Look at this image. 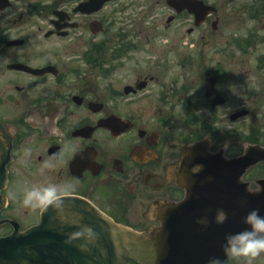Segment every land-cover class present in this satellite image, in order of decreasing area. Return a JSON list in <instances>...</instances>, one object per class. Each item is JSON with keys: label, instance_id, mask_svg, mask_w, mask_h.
<instances>
[{"label": "flooded vegetation", "instance_id": "flooded-vegetation-1", "mask_svg": "<svg viewBox=\"0 0 264 264\" xmlns=\"http://www.w3.org/2000/svg\"><path fill=\"white\" fill-rule=\"evenodd\" d=\"M119 1L85 11L92 7L85 4L89 0H0V161L8 158L2 219H15L20 226L38 222L40 209L11 213L9 193L51 179L75 185L69 201H87L115 222L146 234L159 225L156 206L186 198L176 180L193 174L197 165L183 162L182 148L204 141L212 152L215 140L217 146L223 142H217L214 128L203 136L200 126L216 118L230 99L221 61L200 76L199 104L185 108L177 71L184 73L186 65L182 60L137 61V24L111 31L114 12H126ZM200 1L214 13L196 23L167 0H155L169 12L165 29L189 20L186 34H195L189 45L196 49H244L248 34L218 35L222 25L231 24L222 16L237 14L242 30L249 18L264 16V0ZM208 77L214 79L211 97L205 90ZM230 142L223 145L225 156ZM50 157H55L54 167L42 172ZM10 232V224L0 226V236ZM226 264L236 261L229 258Z\"/></svg>", "mask_w": 264, "mask_h": 264}, {"label": "water", "instance_id": "water-1", "mask_svg": "<svg viewBox=\"0 0 264 264\" xmlns=\"http://www.w3.org/2000/svg\"><path fill=\"white\" fill-rule=\"evenodd\" d=\"M95 1V0H94ZM105 0H101V3ZM168 4L181 12L187 9L193 13L196 23L204 21L205 16L214 11L213 7L204 5L198 0H168ZM214 79L206 80V95L213 93ZM246 111L235 113L231 120L245 115ZM189 147L185 150L186 157ZM258 162H264V147L254 145L245 149L244 155L235 160L230 165V172L227 169L221 171L212 167L208 178L201 174L202 184H197L190 191L192 198L180 204L179 209H191L195 215H202L207 219H214L216 211L211 210L212 196L220 188H226L227 180L238 181L235 186H245L239 183L240 176L246 169ZM230 162L227 164L229 165ZM205 171L211 170L205 167ZM234 172V174H233ZM0 177V188H3L5 176ZM204 178V179H203ZM200 180V181H201ZM199 181V182H200ZM260 186L256 192L231 191L235 196V204L222 209L227 214V219L222 224L195 225V221L189 222V215L185 217V223L180 226L183 233L191 235L190 239L183 241L179 236L165 241V222L163 219L169 216V212L178 207L166 206L167 214L162 210H157L156 218L160 221L161 227L153 231L149 236L138 235L129 229L114 223L88 203L72 201L64 203L61 211L49 208L43 211L41 221L34 226L20 233L18 226L14 225L13 232L5 238H0V264H200L205 262L203 250L215 244H224L225 236L233 234L247 228L243 223L246 214L252 209H259L260 215L264 216V180L257 181ZM176 184L185 188L189 193L188 184L184 177L178 176ZM246 187V186H245ZM244 190H246L244 188ZM198 194V205L192 209L188 204H192L193 198ZM172 205V204H171ZM226 206V205H225ZM162 208V207H161ZM171 208V209H170ZM164 215V217H163ZM83 217L81 223L94 227L100 233V238L96 245L90 246L89 251L81 252L75 246L81 241H76L69 245L65 243L67 234L75 231L76 228L69 226L66 221L77 220ZM196 216V217H197ZM63 217V220L61 219ZM181 220L180 218H177ZM200 219L197 217L196 220ZM217 229V230H216ZM179 233V232H178ZM221 236V237H218Z\"/></svg>", "mask_w": 264, "mask_h": 264}, {"label": "rangeland", "instance_id": "rangeland-1", "mask_svg": "<svg viewBox=\"0 0 264 264\" xmlns=\"http://www.w3.org/2000/svg\"><path fill=\"white\" fill-rule=\"evenodd\" d=\"M206 1L208 3H219L222 0ZM248 1L252 2V0ZM118 4H125V13L129 12L130 14L118 13L117 9L111 16V31H114L117 27L129 25L133 21L137 24L141 32L139 39H137L139 40L138 50L134 54L137 61L149 60L151 62L166 59L170 63L179 64L182 60V64L186 65L184 73L177 71L179 72V82L184 87L183 106L185 108L189 109L199 104V97H203L200 76L204 71L211 70L217 64L216 61H221V72L227 74L226 83L230 87V99L222 108H219L220 112L215 116L218 119L214 118L211 122L204 119L202 125H200L203 136L213 128L218 132L217 142H223H220L217 146L215 140L214 147L216 149L231 140L227 153L237 156L242 153L248 142L255 143L251 141H259L264 144V16L249 18L243 24L245 27L242 30L236 24L238 21L237 14L231 16L224 14L222 18L224 17L227 23L231 22V24L229 26L227 24L222 25L219 28L218 35L221 38H228L231 34H237L241 37L248 34L247 45L244 49L233 47L228 48L227 51L220 49L215 51V46L206 45L208 48L201 50L189 45L191 38H194L195 35L189 36L186 34V30L190 26L189 20H177L169 28H164L169 12L164 8L161 10L159 5H156L155 0H120ZM224 12L226 13L225 10ZM216 41L218 42V40ZM214 44L216 45V42ZM175 68L178 69L179 67ZM222 83L225 84V80H222ZM223 87L224 85L220 88L223 90ZM242 106L247 109V115L234 121L229 120V115ZM203 114L205 116L207 113ZM187 120H190L193 125V118L188 114ZM260 176H264V164L252 167L244 175V180L248 181L251 187L254 188V182ZM24 192V190L20 191L12 188L11 193H15L16 199H10L11 213L18 215L28 209L20 203ZM27 225L24 224L21 229ZM236 264H242V262L236 260ZM254 264H264V254H261Z\"/></svg>", "mask_w": 264, "mask_h": 264}, {"label": "clouds", "instance_id": "clouds-1", "mask_svg": "<svg viewBox=\"0 0 264 264\" xmlns=\"http://www.w3.org/2000/svg\"><path fill=\"white\" fill-rule=\"evenodd\" d=\"M29 154L30 150H26L25 155ZM54 159L55 157H50L48 161H45L41 171L53 168L52 161ZM200 168L201 166H196L194 171L198 172ZM74 191V184H58L48 179L46 183L33 185L28 188L24 192L20 203L28 209L47 211L52 208L59 212L65 206V199L71 196ZM9 198L15 200V193L10 192ZM61 219L63 220V217ZM226 219L227 214L222 209H218L215 215V222L222 224ZM82 220L83 217L81 216L77 220L66 221L69 226L75 227L76 230L67 234L65 243L72 245L76 241H81L75 246L79 251L87 252L90 246L96 245L100 238V233L94 227L81 223ZM197 223L206 226L208 220L207 218H200ZM243 223L247 225V228L226 235L221 250L228 258L241 261L242 264H254L257 258L264 254V216L260 215L259 209H252L244 217ZM207 264H223V261L219 257H210Z\"/></svg>", "mask_w": 264, "mask_h": 264}]
</instances>
